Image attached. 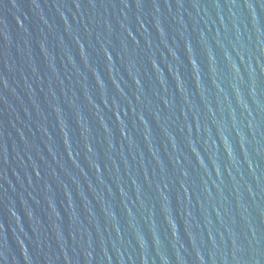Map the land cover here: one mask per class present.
Returning a JSON list of instances; mask_svg holds the SVG:
<instances>
[{
    "label": "water",
    "instance_id": "95a60500",
    "mask_svg": "<svg viewBox=\"0 0 264 264\" xmlns=\"http://www.w3.org/2000/svg\"><path fill=\"white\" fill-rule=\"evenodd\" d=\"M0 264H264V0H0Z\"/></svg>",
    "mask_w": 264,
    "mask_h": 264
}]
</instances>
